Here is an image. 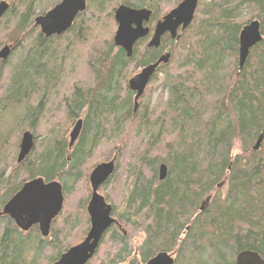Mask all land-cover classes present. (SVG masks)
Instances as JSON below:
<instances>
[{
  "label": "trees",
  "instance_id": "obj_1",
  "mask_svg": "<svg viewBox=\"0 0 264 264\" xmlns=\"http://www.w3.org/2000/svg\"><path fill=\"white\" fill-rule=\"evenodd\" d=\"M14 1L13 27L25 34L28 45L19 48L16 63L0 68V114L28 102L30 117L41 115V107L51 104L63 85L66 60L82 44L87 49L89 81L76 80L66 98L69 119L86 115L72 150L65 133L56 127L38 140L44 121L38 118L31 124L38 132L34 149L22 163L14 164L9 158L18 148L20 133L0 132V264H53L75 245L63 244L58 218L44 238L38 226L20 230L1 214L3 208L37 177L60 181L66 197L101 145L123 139L126 143L116 149V170L107 184L122 169L134 177L120 223L141 225L145 239L139 259L130 264L146 263L159 252L174 254V264H235L245 250L264 258V141L254 148L264 133V0H201L192 24L173 42L172 60L158 70L165 74L168 98L150 112L148 103H140L135 111L134 93L127 83L138 50L128 58L110 36H101V29L107 27L106 20L114 23L118 2L150 8L158 19L182 0H90L82 21L65 39L35 32V0ZM166 4L170 9H164ZM244 10L250 18L241 17ZM256 18L263 40L240 69L239 35ZM156 52L149 50L142 65L154 61ZM136 136L146 140L144 149L134 141ZM162 164L168 168L164 180L159 178ZM224 186L227 189L221 193ZM113 237L121 249L110 264H119L125 260L123 252L129 257L133 251L123 234L115 230ZM50 250L54 254L48 256Z\"/></svg>",
  "mask_w": 264,
  "mask_h": 264
},
{
  "label": "water",
  "instance_id": "obj_2",
  "mask_svg": "<svg viewBox=\"0 0 264 264\" xmlns=\"http://www.w3.org/2000/svg\"><path fill=\"white\" fill-rule=\"evenodd\" d=\"M200 0H182L164 18L157 22L155 33L149 47H159L161 38L170 33L172 38H177L178 30H186L194 20ZM88 7L87 0H63L45 15L36 19V25L42 28L46 36L62 34L68 30L80 12ZM7 2L0 3V20L8 10ZM152 12L146 8H133L122 4L115 11V20L118 24L114 36V44L121 47L128 57L133 54L135 44L149 34V29L143 26L150 20ZM263 40L261 22L258 19L246 24L239 35V67L242 69L247 62L250 51ZM12 52L10 46H5L0 51V59L7 60ZM171 53L163 55L156 62L144 67L140 73L129 80L130 90L136 92L135 107L144 94L152 76L161 64H168ZM83 121L78 120L70 134V147L74 145L81 134ZM264 141L263 133L260 135L255 149H259ZM35 147L34 133H23L18 155V164L22 163ZM116 170L115 159L98 164L90 174L92 197L87 211L90 217V230L86 238L79 244L72 246L53 264H88L94 257L105 232L117 221L112 217V205L106 202L104 196L98 191ZM167 177V166L162 164L159 170L160 180ZM65 196L63 185L60 181H46L43 177L34 178L26 182L23 187L6 203L1 214L9 216L16 226L24 231H29L33 226H38L42 237L50 236L54 220L61 214ZM175 259L168 252H159L144 264H174ZM235 264H264L260 253L252 250L239 252Z\"/></svg>",
  "mask_w": 264,
  "mask_h": 264
},
{
  "label": "rangeland",
  "instance_id": "obj_3",
  "mask_svg": "<svg viewBox=\"0 0 264 264\" xmlns=\"http://www.w3.org/2000/svg\"><path fill=\"white\" fill-rule=\"evenodd\" d=\"M54 1L55 0H41L39 6H36L34 8L38 9L36 11L49 10V8L51 7L50 5H52ZM170 7L171 6L166 4L164 9L168 10L170 9ZM241 15H242L241 17H247L249 15V12L244 10L241 13ZM106 21H107V27L103 26V28L101 29L102 31L101 36L104 37L107 35V37L110 36L113 39L115 36V32L117 30V24L115 23V21L113 24H111L109 20ZM13 24L14 22H12L11 19L7 22L1 23L0 51L5 46V44H14L15 40L17 38L22 37V35L24 34V33L20 34L17 31L18 29L16 27L15 28L13 27ZM15 25H17V22ZM23 43L26 46V41L24 42L20 41V44L22 46H24ZM21 50L22 49H18L17 51L13 52L11 60L9 61L11 64L17 62V60L20 57ZM86 51L87 49L84 46H81L79 49L76 50V52L72 56L69 55L70 59L66 60V64H67V66L65 67L66 74L63 78V85L59 89L61 95L58 96V99L57 97L53 98V102L51 103L50 110L44 116L43 126L39 131L40 136L34 133L36 136H38V140H42V137L46 135V133H48L47 131L48 128L56 127L57 129L58 128L61 129V131H66L65 133L66 139L69 142L70 134L75 125V121L72 123L66 117V114L64 112V105L61 104V99L62 96L64 95L63 93L70 92V90L72 89L71 86L74 83H78L76 80H81L82 78L81 81L83 80L84 82L89 81L88 70L87 67L85 66L86 65L85 56L87 54ZM140 69L141 67L139 66L137 67V61L134 62L130 67V73H132L131 77L137 74L140 71ZM164 81H165V74L163 73L157 74V78L154 81H152V83L148 86L145 92L143 98L144 102L141 103L149 104V109H148L149 112L154 108L156 103H159L162 100H163L162 102L164 103L165 100L168 98L169 95L168 92L167 91L164 92L163 89V83H165ZM163 93H164V98L161 99L160 97H163L161 96L163 95ZM22 111L23 109L21 107L16 106L12 110L7 109L2 111L0 114L1 115L0 132L4 134L13 131L12 133H20L21 136L17 150L16 151L11 150L10 153L9 160L14 162V164L18 163L17 159L20 151V143H21L22 135L25 131L31 130L29 129L30 127L28 126V124L26 123L23 124V121H21L22 123L20 124V126L19 124H17L18 120L20 119L19 117L22 116L21 115ZM155 127L157 128L158 131L159 126H155ZM134 139H135L134 141H136L137 144L140 145V147H142V149L145 148L146 140H143L142 137L139 138L138 136L134 137ZM38 140L36 144H38ZM124 142L126 143L125 139L120 140V142L119 141L115 142L114 144H112V142H107V144L101 145V147L96 151L93 157L85 164L83 168L84 177L82 178V180L74 188L73 192L65 197L63 210L61 214L57 217L58 218L57 230L59 229L62 232L61 234H63L64 245H68V244L77 245L78 243H81L84 240V238L87 236L88 231L90 229V221L88 225L87 219L89 220V216L87 214V211L86 214L84 213V210H86L87 208V204H88L87 201H89L88 199H90L92 193L91 183L89 179L90 174L97 164L111 161L116 155V149L119 147L121 148L122 145L125 144ZM132 148L133 146L129 148V151ZM133 181H134V177L131 176L127 171H125L124 173V170L122 169L119 170L116 176H114V178L100 190V193L104 195L108 199V202H110L115 207L116 212L114 216L117 218L120 216V213L124 209L123 207L124 200L126 195L128 194L130 187L133 184ZM226 189H227L226 186L222 187L220 190L221 193L225 192ZM119 233L124 234L125 240L128 244V249L133 251V254L129 257L126 256V253L124 255L123 252L122 256L124 257L125 260L120 261L119 264H130V262L133 259H137V257L139 259L140 248L145 239V233L141 225L139 226L131 223L129 224L122 223V227ZM111 235L112 234L110 232L108 234V237H106L105 239V243L101 245L99 253L90 261V264H110L111 260L118 259L115 256L119 253L121 249V245L111 240ZM53 254L54 252L50 250L48 256H51Z\"/></svg>",
  "mask_w": 264,
  "mask_h": 264
},
{
  "label": "flooded vegetation",
  "instance_id": "obj_4",
  "mask_svg": "<svg viewBox=\"0 0 264 264\" xmlns=\"http://www.w3.org/2000/svg\"><path fill=\"white\" fill-rule=\"evenodd\" d=\"M7 2L8 3V5H9V8H8V10L5 12V14L2 16V18H1V20H0V27H1V23H4V22H7V21H9L12 17V13L14 12V11H16V9H17V4L15 3V1L14 0H0V3L1 2ZM16 1H19V0H16ZM63 0H55L54 1V3L52 4V5H50L51 7L49 8V10H46V11H34V16L32 17V26H34V28H35V32H39V33H41L42 35H44V37H46V38H53V37H58V38H63L64 37V39L65 38H67V37H69L68 36V33H69V31H71V29L74 27V25H76V24H78L80 21H82V19H81V15H83V13H85L87 10H88V8H89V6H90V0H87V4H88V7H87V9L84 11V12H80L77 16H76V18H75V20L73 21V24H72V26L68 29V30H66L65 32H63L62 34H57V35H52V36H46L45 34H43L42 33V28L40 27V26H38V25H36V19L38 18V17H40V16H43V15H45L47 12H49L53 7H55L56 5H58V4H60L61 2H62ZM201 1V0H200ZM39 3L40 2H38V0H35V1H32V8H34V7H36V6H39ZM199 4H200V2H199ZM120 6V4L115 8V11H116V9L118 8ZM177 6V5H176ZM175 6V7H176ZM174 7V8H175ZM198 7H199V5H198ZM24 9V10H23ZM35 10H38L37 8H34ZM142 9V8H141ZM146 9H149V10H151V12H152V14H151V16H150V20L148 21V22H144V24H143V26L145 27V28H148L149 29V34L146 36V37H144V38H141L140 40H138V42L135 44V46H134V49H133V54H132V56L134 55V52L136 51L135 49H137L138 50V52L136 53L137 54V57L132 61V64L134 63V62H136L137 61V67L139 66V67H141V69H140V71L138 72V73H140L141 72V70L144 68V67H146L147 65H149V64H151V63H154V62H156L158 59H160L163 55H165V54H167V53H171V59H170V61L172 60V56H173V52H174V44H173V42L175 41H178L179 39H180V37H181V35L189 28H187L186 30H182L181 28L178 30V36H177V38H172V36H171V34L170 33H166L164 36H162V38H161V44H160V46L159 47H149V43H150V41L152 40V38H153V36H154V33H155V27H156V24H157V22L158 21H160V20H162L163 18H164V16L165 15H167L168 13H166L165 15L163 14V15H161L160 16V18H158V19H156L155 17H154V11L152 10V9H150V8H147L146 7ZM198 9V8H197ZM21 10H23L22 12H26V7L25 6H22L21 7ZM172 10V9H171ZM115 11H114V20H115ZM196 12H197V10H196ZM38 16H37V15ZM196 14V13H195ZM115 23L117 24V22H116V20H115ZM192 24V23H191ZM117 28H118V24H117ZM117 31V30H116ZM116 33V32H115ZM71 33H69V35H70ZM24 35V36H23ZM22 35V37H20V38H17L16 40H15V43L14 44H5V46H10L11 48H12V52H11V54H10V56H9V58L7 59V60H5V61H3L2 59H0V68L2 67V66H4V65H7V63L10 61V59H11V57H12V55H13V52L14 51H17L19 48H22V47H24L25 45H24V43H23V45L24 46H22L21 44H20V41L21 42H24V41H26V36H25V34H23ZM113 40H114V38H113ZM163 43H165V47L163 46ZM28 44L26 43V46H27ZM4 46V47H5ZM117 47V46H116ZM118 48H121V47H118ZM160 48H162V50L159 52V49ZM122 49V48H121ZM151 49H155V50H157V52H156V59L154 60V61H152V62H149V63H147V64H145V65H142V63L141 62H143L142 60H143V58H144V56H145V54L149 51V50H151ZM122 50H124V49H122ZM125 51V50H124ZM126 52V51H125ZM126 55H127V53H126ZM131 56V57H132ZM128 57V56H127ZM131 57H128V58H131ZM170 63V62H169ZM168 63V64H169ZM132 64H131V66H132ZM164 65H167V64H161L160 66H159V68L157 69V71L154 73V75L152 76V78H151V80H150V82H149V84H148V86L152 83V81H154L156 78H157V74H161L160 72H158V70L162 67V66H164ZM65 72H66V70H65ZM137 73V74H138ZM132 74V73H131ZM136 75V74H135ZM135 75H133V76H135ZM132 76V77H133ZM131 76L129 77V79H128V87H129V80L132 78ZM76 85H75V83L71 86L72 87V89L70 90V92H66V93H63L64 95L62 96V99H61V104L62 105H64V112H65V114H66V117L69 119V117H68V115H67V110H66V105H67V102H66V98L67 97H70L71 95H72V93H73V90H74V87H75ZM148 86H147V88H148ZM147 88H146V90H147ZM129 90H130V87H129ZM146 90H145V92H146ZM131 91V90H130ZM133 92V91H132ZM145 92H144V94L142 95V97L138 100V106H137V108L135 107V111L140 107V103L141 102H144L143 101V98H144V95H145ZM134 93V104H135V96H136V92H133ZM61 95V93H60V90H58V93H57V99H58V96H60ZM39 102V101H38ZM38 102L36 103V106L38 107ZM143 104V103H142ZM17 107H21L22 109H23V111H22V116H20L19 118V120L20 121H23V124L24 123H26V124H28L29 125V129H31V130H27V131H31L32 133H37V131L33 128V126H31V124H32V120H37L38 118L40 119V118H44V116L49 112V110H50V106H51V104H49L48 102H46V104H44L42 107H41V115L40 114H36V115H33V116H31L30 117V115H29V107H28V102L26 103V102H23L21 105H16ZM15 106V107H16ZM12 110V109H11ZM4 111V110H3ZM39 116V117H38ZM85 113L83 112L82 114H81V116L80 117H78V118H74L73 120H71V119H69V121H71L72 123L75 121V125H76V123H77V121L78 120H82L83 121V126H82V130H81V134H82V131H83V128H84V121H85ZM29 117V118H28ZM18 120V121H19ZM28 120H30V121H28ZM28 121V122H27ZM75 125H74V127H75ZM73 127V128H74ZM59 129V128H58ZM61 129H59V131H60ZM26 132V131H25ZM63 133H66V131H63ZM81 134H80V136H79V138L76 140V142L74 143V145L72 146V147H70V140H69V150H72L73 149V147L78 143V141H79V139H80V137H81ZM167 175H168V168H167ZM89 179H90V177H89ZM109 180V179H108ZM108 182V181H107ZM107 182L104 184V185H102L100 188H99V193H100V190L107 184ZM91 188H92V186H91ZM63 191H64V189H63ZM101 194V193H100ZM102 195V194H101ZM64 196H65V194H64ZM102 196H104V195H102ZM91 197H92V193H91V196H90V199H89V201H88V204H89V202H90V200H91ZM105 197V196H104ZM105 199H106V197H105ZM106 202L108 203V204H110V205H112L110 202H108V200L106 199ZM88 204H87V207H88ZM112 207H113V205H112ZM114 210V209H113ZM113 210H112V217L117 221V223H115V224H113L111 227H109V229L105 232V234L103 235V237L105 236V235H107V237H108V234L111 232V238H114L113 237V233L115 232V230H117L118 232H120V229H121V227H122V223H120V216L117 218V217H115L114 216V214L115 213H113ZM86 211H87V208H86ZM87 214H88V211H87ZM88 216H89V214H88ZM89 221H90V217H89ZM90 226H91V222H90ZM90 230V229H89ZM89 232V231H88ZM124 235V234H123ZM103 237H102V239H103ZM86 238V237H85ZM102 241V240H101ZM101 244V243H100ZM100 246V245H99ZM98 249H99V247H98ZM97 249V250H98ZM169 253V252H168ZM169 254H172V253H169ZM173 255V257H174V254H172ZM153 258V257H152ZM174 259H175V257H174ZM89 263V262H88ZM144 264V263H143Z\"/></svg>",
  "mask_w": 264,
  "mask_h": 264
},
{
  "label": "bare ground",
  "instance_id": "obj_5",
  "mask_svg": "<svg viewBox=\"0 0 264 264\" xmlns=\"http://www.w3.org/2000/svg\"><path fill=\"white\" fill-rule=\"evenodd\" d=\"M119 3V2H118ZM163 3V2H162ZM159 17V16H158ZM16 20V19H15ZM16 22V21H15ZM197 24V23H196ZM14 25V24H13ZM30 29V28H29ZM92 29V28H91ZM95 29V28H94ZM193 29V28H192ZM93 33V32H92ZM90 35V34H89ZM181 42V41H180ZM83 45V44H82ZM80 45V46H82ZM180 46V45H179ZM82 49V48H81ZM84 49V48H83ZM179 50V49H178ZM136 52V51H135ZM178 54V53H177ZM73 55V54H72ZM66 59V58H65ZM175 64V62H174ZM176 69V68H175ZM153 94V93H152ZM163 101V100H162ZM132 103V102H131ZM68 112V111H67ZM55 113V112H54ZM66 118V117H65ZM47 123V122H46ZM29 126V125H28ZM263 163V162H262ZM83 176V175H82ZM60 223V222H59ZM36 259V258H35Z\"/></svg>",
  "mask_w": 264,
  "mask_h": 264
}]
</instances>
